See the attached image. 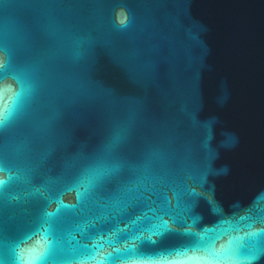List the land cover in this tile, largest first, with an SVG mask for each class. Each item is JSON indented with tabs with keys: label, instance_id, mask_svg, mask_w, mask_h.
<instances>
[{
	"label": "water",
	"instance_id": "1",
	"mask_svg": "<svg viewBox=\"0 0 264 264\" xmlns=\"http://www.w3.org/2000/svg\"><path fill=\"white\" fill-rule=\"evenodd\" d=\"M0 45V264H264V0H0Z\"/></svg>",
	"mask_w": 264,
	"mask_h": 264
},
{
	"label": "snow or ice",
	"instance_id": "2",
	"mask_svg": "<svg viewBox=\"0 0 264 264\" xmlns=\"http://www.w3.org/2000/svg\"><path fill=\"white\" fill-rule=\"evenodd\" d=\"M11 63V54L9 53L8 49L2 45H0V72H6L9 68V65ZM14 84L9 81L5 76L0 75V92L8 89H13ZM19 102V93L13 92L11 103L0 106V128H2L8 121L9 117L12 115V113L15 110L16 105ZM3 162L0 161V171H3ZM5 181L0 180V184H3ZM51 215L50 213L48 214ZM47 235V233H46ZM56 244L55 237H53V240L49 242L48 247L45 248L43 252H41L38 256L35 257L36 260H43L46 258L48 251L54 247ZM117 251H122L124 256L128 257L127 261L123 262V264H148V262H141L134 257L137 255L135 250V245H130L123 250L117 249ZM131 253V256L129 254ZM91 259H95V257H90ZM109 262L111 264V254H109L107 257H102L99 261H97V264H105V262Z\"/></svg>",
	"mask_w": 264,
	"mask_h": 264
}]
</instances>
